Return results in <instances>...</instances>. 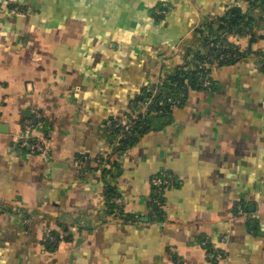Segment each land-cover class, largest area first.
<instances>
[{
	"label": "crops",
	"instance_id": "0c3cea01",
	"mask_svg": "<svg viewBox=\"0 0 264 264\" xmlns=\"http://www.w3.org/2000/svg\"><path fill=\"white\" fill-rule=\"evenodd\" d=\"M251 1L0 0V264H264V7ZM233 7L254 18L231 38L243 56L117 151L108 122L138 115ZM29 125L47 152L18 142ZM161 171L176 185L155 210Z\"/></svg>",
	"mask_w": 264,
	"mask_h": 264
},
{
	"label": "trees",
	"instance_id": "16d2710c",
	"mask_svg": "<svg viewBox=\"0 0 264 264\" xmlns=\"http://www.w3.org/2000/svg\"><path fill=\"white\" fill-rule=\"evenodd\" d=\"M258 5L264 7V0L251 1V7H255ZM165 9L166 8L163 7L157 13L156 16L159 19L166 17ZM252 22H254V18L250 16L247 12H244L240 7H233L229 9L224 16L218 17L213 21L214 24H218L219 31L220 29H223V31H227V32L236 31L239 33H244L247 28L250 29ZM213 23L211 22L206 25V28L208 27L207 30L211 31L212 27L214 26ZM204 31L205 30H203L202 28L198 29L199 33H203ZM224 41H225L224 38L218 35L215 41L216 45L210 47V49L208 50V55H211L210 57H208L207 54H203L201 50H196L195 57L192 60L196 66L195 70L186 71L184 70L183 66H181L180 68L177 69V71L174 74L168 75L166 79H169L170 82L169 84H167V86H165L166 88L165 87L164 88L168 89L169 91L166 92V94L161 93L160 95L155 97L154 103L149 108V111L151 110V112H149L146 115H142V114L137 115L130 113L127 116L133 122L132 131L130 133H127L123 138H121L119 144L115 146V149L117 151H123L129 146L135 144L141 135H143L149 129H151V122L154 118L169 116L170 114H172L173 108L175 106H180L184 103V101L187 98L190 87L194 86L196 88L209 89V90L214 88L215 81L213 77H209V79L212 80V85L208 88L203 87L202 81L205 78H208V74L209 72H211V70L205 68L204 66L199 67L198 64L196 63V60L199 61L200 64H205L206 62H208L210 64H217L218 66L229 65L238 61L243 56V53L240 51L238 46H236V49L232 47L225 48L223 44ZM206 45L207 43L206 44L204 43V46ZM262 57L264 60V54L262 55ZM152 94H153L152 91L144 93L143 95H141L138 101H144L147 98H150ZM168 97H173L176 101H178L177 102L178 104L172 106L171 103L166 101ZM161 100L164 102L163 104L160 103ZM121 120L123 119H113L115 125L110 127V130L115 134H117L121 130V126L119 125V122H121ZM107 159L109 162L111 161L114 162L111 156H108ZM103 161L104 159H101L102 166H103ZM154 192L155 194L153 196L152 206L153 209L160 210V205H158L157 200L160 201L162 200L163 193L158 192L156 188H154ZM106 194L109 203V208L112 210V213H118V212L120 213L121 210L116 206V204H114L112 200L113 196H117L113 191V188L108 187ZM242 206L243 209L245 210L244 205ZM237 213H238V209H237ZM53 236H55L56 238L55 242H51L49 238H47L44 241L48 247L55 246L54 243L57 242L58 235L53 233Z\"/></svg>",
	"mask_w": 264,
	"mask_h": 264
},
{
	"label": "built area",
	"instance_id": "2783aa9c",
	"mask_svg": "<svg viewBox=\"0 0 264 264\" xmlns=\"http://www.w3.org/2000/svg\"><path fill=\"white\" fill-rule=\"evenodd\" d=\"M209 31V32H208ZM249 32L250 29L247 28L245 30V32ZM203 35V42L207 45L203 47V50H201V52L203 54H207L208 57H210L211 55H208V50L210 49V47H213L216 45V39L218 37V35H220L221 37L224 38V47L225 48H229V47H232V48H235L236 49V44L231 41V38L232 37H235L237 38V40H239V38L241 37V33L239 32H227V31H223V29H220V31H215V32H210V30H207V32H203L202 34L200 33V38L202 37ZM195 57V50L192 51L190 54H189V60L187 61V63L183 66L184 70L186 71H189V70H195L196 69V66H195V63L192 61ZM196 63L198 64L199 67H202L204 66L205 68L207 69H210L211 72H209L208 74V78H205L203 81H202V85L203 87L205 88H208L212 85V80L209 79V77H212V68L214 66H218L217 64H210L208 62H206L205 64H200L199 61L196 60ZM166 74L163 75V80L166 78ZM166 82L167 80H164V85H166ZM169 90L168 89H164V88H157L155 90H153V94L151 95L150 98H147L146 100L144 101H141L140 103V111L138 112V114H142V115H146L148 114L149 112H151V110L149 111V108L151 107V105L154 103V100H155V97L160 95L161 93L162 94H166V92H168ZM167 102L171 103L172 106H175L176 104H178L173 97H168V99L166 100ZM161 104H163L164 102L161 100L160 101ZM176 107V106H175ZM133 114H136V113H133ZM108 125L110 127L114 126V122L113 120L109 121L108 122ZM119 125L121 126V130L120 132H118L116 135H117V140L116 142L114 143V146L118 145L121 138H123L127 133H130L132 131V126H133V122L131 121V119H129V117H126L124 118L123 120H121V122H119ZM31 129L32 127L29 125L25 128L24 130V135H17V140L18 142L26 147V146H29L31 147V149L34 151V152H37V153H45L48 151V139L46 137L44 138H40L39 140L35 141V142H31L29 141L28 139V135L30 134L31 132ZM103 166H108V163L106 162H103ZM175 185V181H174V178L173 176L167 172V171H161L159 174H157L154 178H153V186L154 188H156L158 190V192H162L163 194L169 190L170 188H172L173 186ZM114 204H116V206L121 210L123 209V200L120 196H113L112 198ZM157 203L158 205H160V207L163 206L162 202L160 200H157ZM237 209H238V214L239 215H242L244 214V209H243V206L242 205H237ZM115 215V213L113 214ZM50 233V231L48 232ZM48 238L50 239L51 242H55L56 241V238L55 236H53L52 234L48 235ZM216 257L218 260H224L225 259V256H224V253H222L221 251H219L217 254H216Z\"/></svg>",
	"mask_w": 264,
	"mask_h": 264
}]
</instances>
